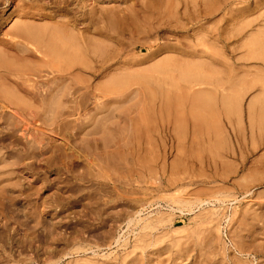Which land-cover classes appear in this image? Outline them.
Here are the masks:
<instances>
[{
    "label": "rangeland",
    "instance_id": "rangeland-1",
    "mask_svg": "<svg viewBox=\"0 0 264 264\" xmlns=\"http://www.w3.org/2000/svg\"><path fill=\"white\" fill-rule=\"evenodd\" d=\"M263 6L0 0V264H264Z\"/></svg>",
    "mask_w": 264,
    "mask_h": 264
},
{
    "label": "bare ground",
    "instance_id": "bare-ground-1",
    "mask_svg": "<svg viewBox=\"0 0 264 264\" xmlns=\"http://www.w3.org/2000/svg\"><path fill=\"white\" fill-rule=\"evenodd\" d=\"M243 1H245V0H243ZM143 2H145V1H143ZM222 2V1H221ZM256 2H257V0H256ZM258 2H260V1H258ZM262 2V1H261ZM260 2V3H261ZM140 3V2H139ZM247 3H248V1H247ZM246 3V4H247ZM251 3V2H250ZM249 4V3H248ZM21 5V4H20ZM84 5V4H83ZM256 5V3L254 4V6ZM99 6V5H98ZM107 6V5H106ZM147 6V5H146ZM247 6V5H246ZM245 6V7H246ZM249 6V5H248ZM257 6V5H256ZM259 6V5H258ZM262 6V5H261ZM77 7H78V5H77ZM88 7V6H87ZM115 7V6H114ZM117 7V6H116ZM115 7V8H116ZM245 7H243V8H245ZM264 7V6H263ZM112 8V7H111ZM80 9V8H79ZM130 9V8H129ZM246 9H248L249 10V8H246ZM254 9H255V7H254ZM253 8L251 9V10H254ZM257 9H259V8H257ZM260 9H262V8H260ZM264 9V8H263ZM24 10V9H23ZM31 10V9H30ZM121 10H122V8H121ZM147 10V9H146ZM251 10H249V11H251ZM83 11V10H82ZM87 11V10H86ZM97 11H98V9H97ZM119 11H120V8H119ZM237 11V10H236ZM247 11V10H246ZM256 11V10H255ZM258 11V10H257ZM260 11H262V10H260ZM111 16L110 17H112V18H116V13H115V10L113 9H111ZM252 12H254V11H252ZM46 13V12H45ZM105 13H108V12H105ZM119 13V12H118ZM124 13V12H123ZM234 13V12H233ZM240 13H243V12H241L240 11ZM261 13V12H260ZM50 14V13H49ZM93 14H94V12H93ZM92 14V15H93ZM98 14V13H97ZM137 14V13H136ZM208 14V13H207ZM257 14V13H256ZM255 14V15H256ZM26 15V14H25ZM44 15V14H43ZM42 15V16H43ZM105 15V14H104ZM108 15V14H107ZM119 15V14H118ZM246 15V14H245ZM250 15V14H249ZM261 15H263V14H261ZM36 16V15H35ZM234 16V15H233ZM241 16V15H240ZM248 16V15H247ZM120 17V16H119ZM122 17V16H121ZM249 17V16H248ZM253 16H251V18H252ZM260 17V16H259ZM236 18V17H235ZM245 18V17H244ZM255 18V17H254ZM8 19V18H7ZM68 19V18H67ZM109 19V18H108ZM237 19V18H236ZM240 19V18H239ZM246 19V18H245ZM249 19V18H248ZM259 19V18H258ZM102 20H104V21H106V19H102ZM111 20V22L112 21H114L113 19H110ZM150 20V19H149ZM233 20V19H232ZM251 19H249V21H250ZM236 21V20H235ZM241 21V20H240ZM257 21V20H256ZM97 22V21H96ZM102 23H103V21H101ZM110 22V23H111ZM124 22V21H123ZM237 22H239V21H237ZM248 22V21H247ZM253 22H254V20H253ZM252 22V23H253ZM263 22V21H262ZM261 22V23H262ZM2 23V22H1ZM109 23V22H108ZM232 23H233V21H232ZM251 23V24H252ZM7 24V23H6ZM99 24V23H98ZM239 24H241V23H239ZM245 24V23H244ZM259 24H260V22H259ZM75 25V24H74ZM100 25V24H99ZM98 25V26H99ZM109 25V24H108ZM111 25V24H110ZM236 25H237V23H236ZM249 25V24H248ZM263 25V24H262ZM28 26H29V24H28ZM234 26H235V24H234ZM244 26V25H243ZM255 26H256V24H255ZM258 26H260V25H258ZM46 27V26H45ZM56 27V26H55ZM59 27V26H58ZM74 27V26H73ZM91 27V26H90ZM100 27V26H99ZM108 27V26H107ZM213 27V26H212ZM252 27H254V26H252ZM257 27V26H256ZM255 27V28H256ZM263 27V26H262ZM67 28H68V26H67ZM101 28V27H100ZM103 28V27H102ZM110 28V27H109ZM239 28H240V26H239ZM60 29H62V28H60ZM112 29V28H111ZM215 29V28H214ZM244 29H245V26H244ZM257 29V28H256ZM37 30V29H36ZM74 30H76L75 28L73 29V28H71V30H70V34H71V31H74ZM84 30V29H83ZM103 30V29H102ZM101 30V31H102ZM140 30V29H139ZM196 30V29H195ZM234 30V29H233ZM237 30V29H236ZM240 30H241V28H240ZM255 30V29H254ZM33 31V30H32ZM63 31V30H62ZM66 31V30H65ZM78 31H79V29H78ZM227 31V30H226ZM232 31V30H231ZM235 31V30H234ZM53 32V31H52ZM51 32V33H52ZM67 32H68V30H67ZM225 32V31H224ZM246 32H248L249 33V31L247 30ZM245 32V33H246ZM255 32H256V30H255ZM264 32V31H263ZM34 33L35 32H31V30H29L28 29V27H27V24H21L20 25V27L18 26V28H17V30H16V33L14 34V38L15 39H18V41L19 40H23V41H25V42H27L28 44H35V42H36V40L38 41V39H39V37H37L36 35H34ZM66 33V32H65ZM64 33V34H65ZM75 33V32H74ZM106 33V32H105ZM207 33V32H206ZM218 33H219V31H218ZM251 33V32H250ZM258 33V32H257ZM256 33V35H254V36H257L258 34ZM63 34V36H62V34H61V32L60 31H57V32H55V34L53 35V40H54V42H56V43H58V45L56 44V46H53V56H54V58H57L58 60L59 59H62V60H69V61H71L70 59L73 57V56H75L77 53L79 54V52H84V51H88L89 49H91L90 48V40H89V37H88V34H87V32L84 30V31H82V32H79V34H77L78 35V37H79V42L78 43H72V41H70V39L69 38H67V37H69V35L68 36H66V35H64ZM104 34V33H103ZM115 34V33H114ZM207 34H209V33H207ZM215 34V33H214ZM236 34V33H235ZM247 34V33H246ZM76 35V34H75ZM96 35V34H95ZM100 35V34H99ZM222 35V34H221ZM249 35V34H248ZM252 35V34H251ZM66 36V37H65ZM216 36V35H215ZM232 36V35H231ZM243 36H245V34L243 35ZM242 35H240V34H238V35H236V38H238L239 39V37L240 38H242L243 37ZM258 36H260V34L258 35ZM77 36H76V38H78ZM199 37V36H198ZM214 37V36H213ZM219 37L220 36H218V39H219ZM223 37V36H222ZM262 37H263V35H262ZM41 38V37H40ZM106 38V37H105ZM112 38V37H111ZM243 38H245V37H243ZM251 38V37H250ZM249 38V39H250ZM43 39H44V37H43ZM48 39H49V37H48ZM69 39V40H68ZM130 39V38H129ZM218 39H217V41H218ZM225 39V38H224ZM228 39V38H227ZM46 40V39H45ZM243 40V39H242ZM252 41H256L255 43L256 44H259V45H261L260 43L262 42V44L264 45V43H263V40L260 38H257V39H254V37H252V39H251ZM200 41V40H199ZM216 41V40H215ZM219 41H221V40H219ZM239 41V40H238ZM251 41V42H252ZM117 42V41H116ZM201 42V41H200ZM231 42V41H230ZM233 42V41H232ZM246 42V41H245ZM17 43V42H16ZM27 43H25L26 45H27ZM37 43V42H36ZM44 43H45V41H44ZM133 43V42H132ZM147 43V42H146ZM207 43V42H206ZM219 43V42H218ZM235 43V42H234ZM55 44V43H54ZM120 44H121V42H120ZM220 44H221V42H220ZM228 44V43H227ZM230 44V43H229ZM233 44V43H232ZM240 44V43H239ZM250 44V43H249ZM251 44H254V42L253 43H251ZM24 45V44H23ZM22 45V46H23ZM176 45V44H175ZM209 46H211L210 44H208ZM246 45H248V44H246ZM92 46H94V45H92ZM125 46V45H124ZM123 46V47H124ZM129 46V45H128ZM147 46V45H146ZM160 46H161V44H160ZM159 46V47H160ZM206 46V45H205ZM213 46V45H212ZM224 46H226V45H224ZM231 46V45H230ZM243 46V45H242ZM25 47V46H24ZM24 47H22V48H24ZM28 48H29V45L27 46ZM194 47V46H193ZM214 47V46H213ZM250 47H252V46H250ZM21 48V49H22ZM46 48V47H45ZM127 48V47H126ZM125 48V49H126ZM208 48V47H207ZM229 48V47H228ZM255 48V47H254ZM261 48V47H260ZM17 49H18V47H17ZM190 49V48H189ZM205 49V48H204ZM208 49H210V48H208ZM258 49V48H257ZM231 50V49H230ZM256 50V49H255ZM263 50V49H262ZM40 51V50H39ZM120 51V50H119ZM118 51V52H119ZM124 51V50H123ZM158 51V50H157ZM162 51V50H161ZM160 51V52H161ZM182 51V50H181ZM201 51V50H200ZM257 51V50H256ZM259 51H261V50H259ZM21 52V51H20ZM24 52V51H23ZM42 52V51H41ZM81 52V53H82ZM159 52V53H160ZM183 52V51H182ZM263 52V51H262ZM85 53V52H84ZM120 53V52H119ZM152 53V52H151ZM173 53V52H172ZM184 53V52H183ZM197 53V52H196ZM202 53V52H201ZM213 53V52H212ZM250 53V52H249ZM248 53V54H249ZM257 53V52H256ZM255 53V54H256ZM264 53V52H263ZM262 53V54H263ZM182 54V53H181ZM186 54V53H185ZM190 54V53H189ZM191 54L193 55V53L191 52ZM200 54V53H199ZM203 54H204V52H203ZM252 54V53H251ZM262 54L260 55V56H262ZM44 55V54H43ZM46 55V54H45ZM48 55V54H47ZM52 55V54H51ZM150 55V54H149ZM178 55V54H177ZM215 55V54H214ZM119 56V55H118ZM153 56V55H152ZM185 56V55H184ZM197 56V55H196ZM249 58L251 57V58H253V57H255V55L253 54V56L252 55H247ZM246 56V57H247ZM258 56V55H257ZM77 57V56H76ZM151 57V56H150ZM190 57V56H189ZM189 57H187V58H189ZM223 57V56H222ZM43 58V57H42ZM53 58V59H54ZM155 58V57H154ZM191 58H192V56H191ZM245 58V57H244ZM261 58V57H260ZM76 59V58H75ZM241 59H242V57H241ZM247 60V59H246ZM259 60V59H258ZM52 61V60H51ZM64 61H63V63H64ZM74 61V60H73ZM142 62V61H141ZM71 63H72V61H71ZM73 63H75V62H73ZM72 63V64H73ZM80 63V62H79ZM91 63V62H90ZM147 63V62H146ZM71 64V65H72ZM52 65V64H51ZM56 65V64H55ZM54 65V66H55ZM67 65H69V63H67ZM75 66V65H74ZM74 66H73V68H74ZM142 66V65H141ZM76 67V66H75ZM77 68V67H76ZM75 68V69H76ZM86 68V67H85ZM97 68V67H96ZM55 69V68H54ZM260 69V68H259ZM101 70V69H100ZM66 71V70H65ZM79 72V71H78ZM70 72H68L67 74H69ZM100 73V72H99ZM71 74H73V73H71ZM71 76V75H70ZM66 81V80H65ZM60 82L61 83H63L62 82V80L60 79ZM54 83V82H53ZM56 83V82H55ZM41 85V84H40ZM63 85V84H62ZM64 86V85H63ZM67 86H68V84H67ZM37 88H38V86H37ZM41 88V87H40ZM45 88V87H44ZM61 88H63L62 86H61ZM55 89V88H54ZM69 89V88H68ZM51 90V89H50ZM50 90H49V92H50ZM67 90V89H66ZM70 90V89H69ZM76 90V89H75ZM42 91H43V87H42ZM42 91H41V93H42ZM54 91H56V90H54ZM63 94V93H62ZM52 95H53V92H52ZM65 95V94H64ZM44 96V95H43ZM43 100V99H42ZM67 101V100H66ZM71 101V100H70ZM52 102H53V100H52ZM110 103V102H109ZM55 105V104H54ZM6 107V106H5ZM50 107V106H49ZM61 108V107H60ZM104 108V107H103ZM1 109V108H0ZM7 109V108H6ZM47 109V108H46ZM10 111V110H9ZM13 112V111H12ZM1 113V112H0ZM8 114V113H7ZM20 114V113H19ZM109 114V113H108ZM111 114V113H110ZM12 115V114H11ZM14 115V114H13ZM17 115V114H16ZM15 115V116H16ZM32 115V114H31ZM43 115V114H42ZM49 115V114H48ZM57 115V114H56ZM7 116H10V114H8ZM19 116V115H18ZM65 116V115H64ZM4 117V116H3ZM12 117V116H11ZM23 117V116H22ZM36 117V116H35ZM1 118V117H0ZM14 118V117H13ZM2 119H4V118H2ZM1 119V120H2ZM17 120H18V118H17ZM21 120V119H20ZM26 120V119H25ZM33 120V119H32ZM52 120V119H51ZM4 121H5V119H4ZM7 121H8V119H7ZM6 121V122H7ZM16 122V121H15ZM22 123V122H21ZM7 124V123H6ZM20 124V123H19ZM24 125V124H23ZM8 126H9V124H8ZM83 127V126H82ZM15 128H17V127H15ZM18 129V128H17ZM24 130V129H23ZM20 131V130H19ZM260 131V130H259ZM82 132V131H81ZM26 134V133H25ZM31 137V136H30ZM41 141V140H40ZM39 142V141H38ZM83 143V142H82ZM40 144V143H39ZM108 144V143H107ZM42 145V144H41ZM96 145V144H95ZM35 146V145H34ZM36 147V146H35ZM55 147V146H54ZM57 147V146H56ZM33 148V147H32ZM37 148V147H36ZM44 148V147H43ZM46 148V147H45ZM38 150V149H37ZM43 150V149H42ZM41 152V151H40ZM34 154H32L31 156H33ZM40 156V155H39ZM126 156V155H125ZM29 157H30V155H29ZM130 157V156H129ZM109 158V157H108ZM90 159V158H89ZM97 161V160H96ZM2 162V161H1ZM120 163V162H119ZM88 164V163H87ZM114 164V163H113ZM90 165V164H89ZM95 165V164H94ZM7 166V165H6ZM15 171V170H14ZM105 172V171H104ZM1 173L2 172H0V175H1ZM100 173V172H99ZM171 173V172H170ZM149 178V177H148ZM175 180V179H174ZM4 183V182H3ZM133 183V182H132ZM138 183V182H137ZM190 183V182H189ZM4 188V187H3ZM132 189V188H131ZM137 189V188H136ZM3 190V189H2ZM146 191V190H145ZM201 193V192H200ZM185 194V193H184ZM176 195V194H175ZM182 195V194H181ZM2 196V195H1ZM137 196V195H136ZM3 198V197H2ZM216 198V197H215ZM246 212V211H245ZM244 216V215H243ZM128 218V217H127ZM242 219V218H241ZM128 220V219H127ZM130 221V220H129ZM259 222V221H258ZM132 226V225H131ZM252 230H253V228H252ZM243 233V232H242ZM214 235V234H213ZM79 240V239H78ZM136 242H137V240H136ZM143 243V242H142ZM249 244V243H248ZM66 245V244H65ZM138 246V245H137ZM192 247V246H191ZM175 248H178V247H175ZM242 248V247H241ZM180 249V248H179ZM164 250V249H163ZM240 250V249H239ZM250 250V249H249ZM253 250V249H252ZM206 253V252H205ZM157 254V253H156ZM163 256V255H162ZM138 260V259H137ZM140 260V259H139ZM138 260V261H139ZM154 260V259H153ZM161 260V259H160ZM203 261H204V259H203ZM131 262V261H130ZM89 263V262H88ZM134 263H135V261H134ZM140 263V262H139ZM155 263H157V262H155ZM102 264V263H101ZM136 264V263H135ZM227 264V263H226Z\"/></svg>",
    "mask_w": 264,
    "mask_h": 264
}]
</instances>
